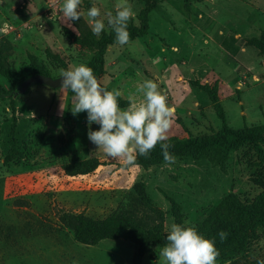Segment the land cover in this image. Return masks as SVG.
I'll return each mask as SVG.
<instances>
[{"label": "rangeland", "instance_id": "obj_1", "mask_svg": "<svg viewBox=\"0 0 264 264\" xmlns=\"http://www.w3.org/2000/svg\"><path fill=\"white\" fill-rule=\"evenodd\" d=\"M150 1L128 0L135 23ZM62 2L0 0V63L13 82L22 84L34 75L31 58L51 77H59L63 67L47 52L62 59L66 70L70 65L88 66L92 53L70 44L61 33V27L76 35L81 29L92 33L87 18L66 23L59 13ZM117 2L83 0L81 9L86 12L95 4L102 15L114 13ZM149 26L144 36L107 49L99 81L107 90L122 93L121 108L128 107L129 94L142 99L137 88L151 79L175 108L168 139L211 134L222 122L199 88L210 85L218 89L230 128L264 124V56L247 45L250 39L264 37V0H161L150 14ZM0 83L6 90L13 86L1 71ZM73 95L32 84L13 98V104L0 98V264H133L129 242L80 245L61 223L62 214L101 219L128 210L143 225L168 232L177 223L176 214L182 225L198 226L227 197L251 200L259 194L253 181L257 171L241 152L230 155L225 172L206 159L189 157L147 169L109 159L88 139L87 112L72 114ZM12 124L21 157L5 165ZM98 129L91 125V130ZM76 155L105 165L88 175L67 176L63 167ZM161 249L147 254L142 264H164ZM259 260H264V231L251 240L247 252L218 257L216 264Z\"/></svg>", "mask_w": 264, "mask_h": 264}, {"label": "trees", "instance_id": "obj_2", "mask_svg": "<svg viewBox=\"0 0 264 264\" xmlns=\"http://www.w3.org/2000/svg\"><path fill=\"white\" fill-rule=\"evenodd\" d=\"M160 1L151 0L139 11L136 23L133 20L129 21L130 40L142 37L148 32L150 14ZM61 33L70 44L87 48L92 53L88 66L93 69L94 75L100 80L105 73L107 49L116 44L115 33L109 29L97 38L88 30L81 29L80 34L76 35L66 27H61ZM247 45L254 47L261 56H264V37L250 39ZM47 56L66 70L65 63L58 56L50 52H47ZM31 67L34 75L51 77L35 58H31ZM0 71L3 76L11 80L13 85L10 90H6L0 83V98L10 99L13 104V98L22 92L21 86L24 82L22 84L13 82L8 72L4 71L2 63H0ZM199 88L207 94L213 104L218 118L221 119V128L217 132L196 137L169 138L166 141L171 145L169 152L176 158L206 159L223 172L226 170L230 155L241 152L257 171L253 181L260 190L258 195L251 200H239L235 196H229L221 208L214 211L206 221L195 226L205 238L214 239L219 258H229L247 252L251 240L256 239L259 232L264 231V124L246 126L241 129L230 128L226 123L225 113L218 98L217 87L200 85ZM68 91L73 94L70 89ZM66 120L70 125V108L67 110ZM14 129L15 125L12 124L10 147L4 159L5 165L21 157ZM163 161L161 146L157 144L148 158L137 156L135 165L147 169ZM103 165L105 163L99 159L82 160L76 155L64 165L63 171L67 176H83L93 173ZM175 219L178 224H182L178 214L175 215ZM60 221L70 230L74 241L83 246H96L104 240L122 239L129 242L134 247L133 264H142L147 254L163 248L166 244L167 232H164L160 226L143 225L137 216L128 210L116 211L101 219H94L83 213H64ZM222 230L228 234L223 241L218 235Z\"/></svg>", "mask_w": 264, "mask_h": 264}, {"label": "clouds", "instance_id": "obj_3", "mask_svg": "<svg viewBox=\"0 0 264 264\" xmlns=\"http://www.w3.org/2000/svg\"><path fill=\"white\" fill-rule=\"evenodd\" d=\"M82 4L83 0H63L59 7L61 19L67 23L86 17L97 38L107 28L115 33L117 44L123 46L129 43L128 24L136 13L128 0H118L115 12L108 11L103 15L95 4L86 12L81 9ZM68 26L72 27L71 24ZM73 31L77 32V29L73 28ZM60 77V89H70L74 94L72 114L87 112L88 139L109 159L135 165L137 156L148 158L155 146L160 144L166 164L176 162V157L169 152L171 145L166 143L168 131L174 123L175 108L169 106L166 93L156 82L144 80L137 88V92L142 93V99L129 94L125 109L118 101L122 93L102 86L93 69L86 64L70 65L67 70L62 68ZM61 110H65L63 104ZM93 123L99 125L98 130H91ZM218 235L223 241L228 234L222 230ZM160 256L164 264H216L219 251L214 239L205 238L195 226L172 223ZM257 264H264V260L257 261Z\"/></svg>", "mask_w": 264, "mask_h": 264}, {"label": "water", "instance_id": "obj_4", "mask_svg": "<svg viewBox=\"0 0 264 264\" xmlns=\"http://www.w3.org/2000/svg\"><path fill=\"white\" fill-rule=\"evenodd\" d=\"M62 78L59 76L57 78H52L48 76H43L40 74L33 75L29 79H27L21 86V91H25L29 86L32 84H44L47 85L53 89L60 88V80Z\"/></svg>", "mask_w": 264, "mask_h": 264}, {"label": "crops", "instance_id": "obj_5", "mask_svg": "<svg viewBox=\"0 0 264 264\" xmlns=\"http://www.w3.org/2000/svg\"><path fill=\"white\" fill-rule=\"evenodd\" d=\"M62 262H64V263H65V257H63V258H62Z\"/></svg>", "mask_w": 264, "mask_h": 264}]
</instances>
